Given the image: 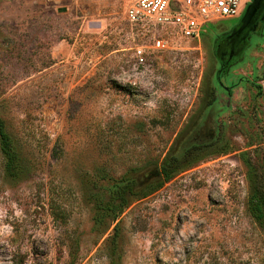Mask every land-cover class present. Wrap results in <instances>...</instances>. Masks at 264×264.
I'll list each match as a JSON object with an SVG mask.
<instances>
[{"label": "rangeland", "instance_id": "1", "mask_svg": "<svg viewBox=\"0 0 264 264\" xmlns=\"http://www.w3.org/2000/svg\"><path fill=\"white\" fill-rule=\"evenodd\" d=\"M127 2L0 0V264H264V26L217 80L214 25L137 68Z\"/></svg>", "mask_w": 264, "mask_h": 264}, {"label": "built area", "instance_id": "2", "mask_svg": "<svg viewBox=\"0 0 264 264\" xmlns=\"http://www.w3.org/2000/svg\"><path fill=\"white\" fill-rule=\"evenodd\" d=\"M250 0H128L123 20L137 43L131 48L135 67L147 65L150 56L183 49L212 25L238 18ZM218 22V23H217ZM140 41V42H138Z\"/></svg>", "mask_w": 264, "mask_h": 264}, {"label": "trees", "instance_id": "3", "mask_svg": "<svg viewBox=\"0 0 264 264\" xmlns=\"http://www.w3.org/2000/svg\"><path fill=\"white\" fill-rule=\"evenodd\" d=\"M211 29L208 28L207 31ZM196 148V147H195ZM194 147L185 149L182 153L181 159L176 157V151L172 155H170L167 159H165L160 166L159 170L156 171L155 179L152 184L149 186L145 185L141 191L147 190L148 192L157 189L159 186L163 184V182L170 180V178L177 173L182 167V158H185L189 155L191 151H194ZM0 152L3 155L6 166L5 169L9 175H16L19 171V154L17 153L13 142L11 141L10 136L5 132L4 122L0 118ZM125 190H132V186H126L122 192ZM125 194V192H124ZM125 205V204H123ZM263 204L262 203H255L250 208L249 211L252 217L256 220V222L260 225H264V214H263Z\"/></svg>", "mask_w": 264, "mask_h": 264}, {"label": "flooded vegetation", "instance_id": "4", "mask_svg": "<svg viewBox=\"0 0 264 264\" xmlns=\"http://www.w3.org/2000/svg\"><path fill=\"white\" fill-rule=\"evenodd\" d=\"M251 2L252 0H250L249 4ZM246 8L244 9V12ZM244 12L238 18L227 20V23L225 24H218L220 25L219 27L218 25L217 26L215 25V27H213L215 28L214 29L215 36L213 39H211L210 45L207 48V55L210 58V60H213V63H215L216 65V76H215L216 80L220 79L223 73H225L232 66H235L241 60L245 50L249 46L252 37L259 30H261L262 26H264V7H263L262 17L260 16L261 18L255 22V28L250 30L243 39H239L238 41H235L232 46L228 44V48L226 50L224 49L221 52L220 51L218 52L219 48L224 45V42L231 35L233 29H235L237 25L240 23L244 15ZM219 31L222 32L217 33Z\"/></svg>", "mask_w": 264, "mask_h": 264}, {"label": "water", "instance_id": "5", "mask_svg": "<svg viewBox=\"0 0 264 264\" xmlns=\"http://www.w3.org/2000/svg\"><path fill=\"white\" fill-rule=\"evenodd\" d=\"M263 7L264 0H252V2L247 6L240 23L235 29H233L231 35L224 42V45L219 48L218 52H221L224 49L226 50L228 48V44L232 46L235 41L243 39L250 30L254 29L255 22L262 17Z\"/></svg>", "mask_w": 264, "mask_h": 264}]
</instances>
